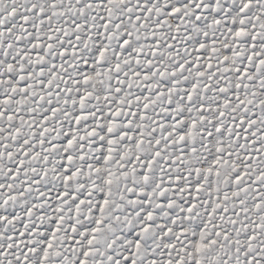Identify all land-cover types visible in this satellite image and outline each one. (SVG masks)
Segmentation results:
<instances>
[{
    "label": "snow or ice",
    "instance_id": "snow-or-ice-1",
    "mask_svg": "<svg viewBox=\"0 0 264 264\" xmlns=\"http://www.w3.org/2000/svg\"><path fill=\"white\" fill-rule=\"evenodd\" d=\"M0 264H264V0H0Z\"/></svg>",
    "mask_w": 264,
    "mask_h": 264
}]
</instances>
